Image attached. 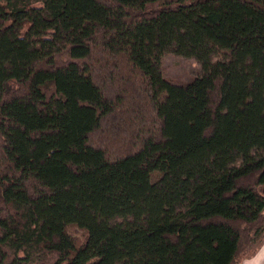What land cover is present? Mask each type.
<instances>
[{"label":"trees","instance_id":"16d2710c","mask_svg":"<svg viewBox=\"0 0 264 264\" xmlns=\"http://www.w3.org/2000/svg\"><path fill=\"white\" fill-rule=\"evenodd\" d=\"M0 230V264L251 255L264 0H0Z\"/></svg>","mask_w":264,"mask_h":264},{"label":"rangeland","instance_id":"374dc122","mask_svg":"<svg viewBox=\"0 0 264 264\" xmlns=\"http://www.w3.org/2000/svg\"><path fill=\"white\" fill-rule=\"evenodd\" d=\"M215 59L218 58H214V60ZM160 67L164 77L179 82L186 81L190 77L204 72L200 63L195 59L178 56L173 53H165L162 55ZM245 257H248V255ZM152 262L151 264H188L180 256L175 254L156 256ZM112 264H148V260L116 262Z\"/></svg>","mask_w":264,"mask_h":264},{"label":"crops","instance_id":"0c3cea01","mask_svg":"<svg viewBox=\"0 0 264 264\" xmlns=\"http://www.w3.org/2000/svg\"><path fill=\"white\" fill-rule=\"evenodd\" d=\"M252 250L253 253L248 257H242L239 264H264V238L257 240Z\"/></svg>","mask_w":264,"mask_h":264}]
</instances>
